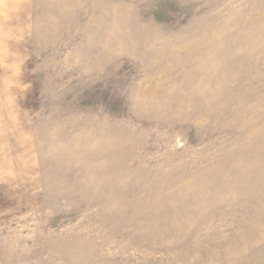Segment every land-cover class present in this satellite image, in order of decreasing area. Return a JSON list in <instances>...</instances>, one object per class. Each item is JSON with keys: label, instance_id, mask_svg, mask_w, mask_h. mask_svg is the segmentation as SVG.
<instances>
[{"label": "rangeland", "instance_id": "obj_1", "mask_svg": "<svg viewBox=\"0 0 264 264\" xmlns=\"http://www.w3.org/2000/svg\"><path fill=\"white\" fill-rule=\"evenodd\" d=\"M0 264H264V0H0Z\"/></svg>", "mask_w": 264, "mask_h": 264}]
</instances>
